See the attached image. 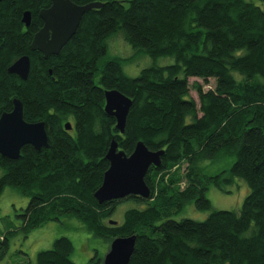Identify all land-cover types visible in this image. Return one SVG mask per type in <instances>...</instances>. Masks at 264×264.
<instances>
[{"label": "trees", "instance_id": "16d2710c", "mask_svg": "<svg viewBox=\"0 0 264 264\" xmlns=\"http://www.w3.org/2000/svg\"><path fill=\"white\" fill-rule=\"evenodd\" d=\"M72 1L103 5L86 12L61 52L48 58L30 46L43 25L40 10L51 0L0 2V116L21 99L25 120L44 121L51 145L27 144L18 159L0 153V196L12 186L29 197L17 215L20 226L0 224V261L20 230L28 234L66 216L110 243L136 235L129 264H264V0ZM26 10L32 13L28 27ZM117 32L154 60L172 56L175 63L127 75L124 59L109 55L107 40ZM25 54L31 59L27 80L8 72ZM191 77L216 80L208 90L195 82L199 104ZM108 89L133 100L124 133L105 112ZM70 120L74 131L65 127ZM113 139L128 155L138 141L165 149L161 165H151L145 176L150 199L95 198ZM221 155H235L231 168L204 173L200 162ZM235 178L251 188L240 210L213 209L207 190L230 193L226 186ZM126 201L146 206L131 207L122 223H110ZM191 202L209 210L208 217H173ZM73 249L69 237H59L38 252L37 262L77 264Z\"/></svg>", "mask_w": 264, "mask_h": 264}, {"label": "water", "instance_id": "95a60500", "mask_svg": "<svg viewBox=\"0 0 264 264\" xmlns=\"http://www.w3.org/2000/svg\"><path fill=\"white\" fill-rule=\"evenodd\" d=\"M102 5L103 3L99 1L77 4L72 0H51L49 7L40 10L44 24L34 34L31 49L39 50L45 58L58 55L77 32L84 14ZM31 20V11H24L23 23L28 27ZM30 70L31 59L28 54L22 55L8 67L9 73L17 74L23 80L28 79ZM105 101V112L116 118V127L124 133L133 100L118 89H108L105 91ZM13 103V109L0 116V153L2 156L18 159L22 148L27 144L37 149L49 148L51 145L46 123L44 121L28 122L24 118L23 101L14 98ZM65 127L71 130V121L66 122ZM164 154L165 149L151 150L143 141H138L134 151L128 155L124 150H119L117 141L113 139L106 154L110 166L94 193L95 198L99 203L129 195L150 198L151 189L145 181V176L151 165L157 167L161 165ZM110 223L117 224L118 222L111 219ZM135 245L136 235L113 239L104 257V264H129Z\"/></svg>", "mask_w": 264, "mask_h": 264}, {"label": "rangeland", "instance_id": "374dc122", "mask_svg": "<svg viewBox=\"0 0 264 264\" xmlns=\"http://www.w3.org/2000/svg\"><path fill=\"white\" fill-rule=\"evenodd\" d=\"M109 55L118 56L124 59L123 69L127 75L136 77L142 69L157 63L158 65H170L175 63L172 56H163L154 60L143 50L133 48L121 32L111 35L108 40ZM191 85V96L199 104L195 82L202 84L204 90L214 89L216 80L209 79L204 82L201 78H189ZM201 115V113L199 114ZM189 121L191 118L188 119ZM235 155H221L216 159H205L200 162L204 173L214 175L221 171L228 170L235 162ZM186 164H183L184 169ZM182 172V171H181ZM185 183H182L184 186ZM231 192L226 193L217 187L211 186L206 194L212 203L213 209L239 211L246 196L251 191L249 184L241 178H235L232 185L226 186ZM150 199V198H149ZM29 204V197L12 186H7L0 196V224L13 228L21 225V218L17 215ZM133 201H126L119 204L110 217L122 223L124 214L131 207H145ZM209 210L198 209L194 202L187 204L180 212L173 215L175 219L192 218L202 221L209 215ZM3 218V219H2ZM1 227V226H0ZM62 236L69 237L73 242L72 259L77 264H104V257L110 248V241L92 234L83 223L75 218L62 217L61 221H50L26 234L20 230L11 240V246L7 256L0 261V264H38V252L53 247L54 241ZM95 258V260H92Z\"/></svg>", "mask_w": 264, "mask_h": 264}, {"label": "flooded vegetation", "instance_id": "af4514ba", "mask_svg": "<svg viewBox=\"0 0 264 264\" xmlns=\"http://www.w3.org/2000/svg\"><path fill=\"white\" fill-rule=\"evenodd\" d=\"M50 5H51V4H50ZM50 5H49V6H50ZM49 6H48V7H49ZM40 17H41V16H40ZM42 20H43V19H42ZM43 24H44V21H43ZM42 26H43V25H42ZM42 26H41V27H42ZM70 121H71V123H72V129H71L70 131H74V123H73L72 120H70Z\"/></svg>", "mask_w": 264, "mask_h": 264}]
</instances>
